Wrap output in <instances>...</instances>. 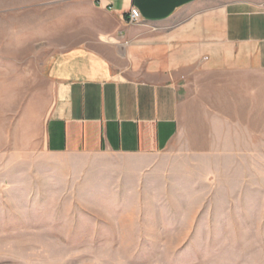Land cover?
<instances>
[{"label":"rangeland","instance_id":"374dc122","mask_svg":"<svg viewBox=\"0 0 264 264\" xmlns=\"http://www.w3.org/2000/svg\"><path fill=\"white\" fill-rule=\"evenodd\" d=\"M76 30L66 2L0 0V264H264V72L195 75L161 153L51 155V60Z\"/></svg>","mask_w":264,"mask_h":264},{"label":"crops","instance_id":"0c3cea01","mask_svg":"<svg viewBox=\"0 0 264 264\" xmlns=\"http://www.w3.org/2000/svg\"><path fill=\"white\" fill-rule=\"evenodd\" d=\"M47 1L83 17L73 36L83 41L51 60L59 85L43 128L51 155L161 153L177 136L181 88L195 75L224 90L264 72V0ZM132 8L139 23L129 22Z\"/></svg>","mask_w":264,"mask_h":264},{"label":"built area","instance_id":"2783aa9c","mask_svg":"<svg viewBox=\"0 0 264 264\" xmlns=\"http://www.w3.org/2000/svg\"><path fill=\"white\" fill-rule=\"evenodd\" d=\"M142 20L141 13L138 9L132 8L129 13L130 23H139Z\"/></svg>","mask_w":264,"mask_h":264}]
</instances>
